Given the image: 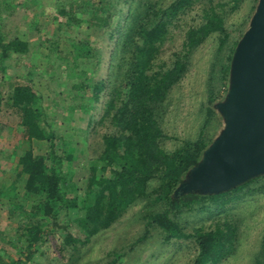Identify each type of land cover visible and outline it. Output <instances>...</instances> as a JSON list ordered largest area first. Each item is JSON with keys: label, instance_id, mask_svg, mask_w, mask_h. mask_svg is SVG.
I'll list each match as a JSON object with an SVG mask.
<instances>
[{"label": "trees", "instance_id": "trees-1", "mask_svg": "<svg viewBox=\"0 0 264 264\" xmlns=\"http://www.w3.org/2000/svg\"><path fill=\"white\" fill-rule=\"evenodd\" d=\"M10 1L0 0V14L2 7L15 8ZM195 1H57L54 20L59 21L60 31L79 32L87 28L99 32L96 39L72 38V57L61 52L55 40L47 45L45 58L50 65H56L70 82L74 80L65 91L74 92L66 109L79 137L76 140H66L53 130L48 110L42 105L43 97L35 80L44 75L39 76L38 62L29 58L39 51V41L33 43L19 35L6 40L0 30V114L8 110L14 112L24 129L30 148L19 156L20 174L26 177V198H38L27 210L24 205H12L15 194L0 192V198L9 203V213L24 219L22 228L26 242L16 259L1 260L0 264H32L37 253L56 233L62 241L56 245L60 256L65 259V252L69 250L68 264L77 263L79 245L109 229L136 201L148 198L153 181L159 182V189L152 203L164 202L166 208L147 215V226L160 231L162 243L193 241L196 254L191 264H218L232 254L239 236L232 214L216 219L207 228L193 227L191 232L176 217L183 213H205L214 219L216 212L220 209L223 212L225 205L237 198L233 193L259 182L260 178L220 193L200 195L197 191H180L174 195L173 189L199 164L206 144L200 133L196 140L186 141L176 150L167 151L162 146L167 139L162 115L168 109L173 88L187 71L190 56L215 33L220 37V49L229 37L225 14L212 6L203 8L201 20L186 28L180 47L167 59H158L173 30L192 12ZM23 3L22 0L19 4ZM15 64L27 67L26 72L19 73L13 67ZM106 65L110 69L107 75L104 74ZM228 67L223 69L227 71ZM10 69L13 70L11 79H22V83L6 82L5 75ZM103 97L106 100L96 120ZM1 126L2 123L0 130ZM102 130L101 147L87 157L89 176L80 198L72 182L71 165L77 159V148L83 145L84 150L78 152L84 153L89 135ZM45 143L44 153L35 155V147ZM11 189L14 192L13 186ZM261 189L264 190V183ZM249 191L254 192V189ZM148 235L149 232H145L134 246ZM126 255V252L112 251L108 253L106 264H121Z\"/></svg>", "mask_w": 264, "mask_h": 264}, {"label": "rangeland", "instance_id": "rangeland-1", "mask_svg": "<svg viewBox=\"0 0 264 264\" xmlns=\"http://www.w3.org/2000/svg\"><path fill=\"white\" fill-rule=\"evenodd\" d=\"M17 1L19 0H11L9 3L15 4V8L6 10L2 7L0 30L6 40L19 35L23 38L28 37L33 43L39 41V51L29 58H37L39 76L44 75V78L35 80L39 94L43 97L42 105L48 110L52 128L59 136L65 137L66 140L79 139L72 128L74 124L69 119L66 109L74 92L67 93L65 89L74 80L70 82L56 65H50L45 55L48 53L47 45L50 46L49 42L55 40L59 50L68 57H72L73 49L70 46L72 38L75 40L86 37L96 39L99 37V32L87 28H82L78 30L79 32L60 31L57 24L59 21L54 20L57 15L58 0H23V4H18ZM259 2L260 0H196L192 12L187 14L180 27L173 30L171 38L163 45L158 54V59L161 60L167 59L172 51L180 47L188 25L201 20V9L212 6L216 11L225 14V28L229 37L222 49L219 47V34L209 36L194 50L184 77L171 92L168 109L162 115V127L167 134V139L163 141L162 146L167 151L176 150L184 142L196 140L199 134L203 133L206 148L202 152L201 161L206 150L225 130L226 119L221 112V106L225 105L229 99L232 85L230 67L237 45L250 28ZM234 43L237 45L235 46ZM12 62L10 61L11 65ZM227 66L229 70L225 71L223 67ZM13 67L22 75L27 70V67L23 68L20 64H15ZM109 70V65H106L104 74L107 75ZM9 72H7L6 82L22 83V79H10L9 75L13 70L10 69ZM51 76L54 77L51 78ZM61 83L64 86H60ZM105 100L106 97H103L99 103L96 120L102 112ZM0 123L3 124L1 126L3 129L0 130V192L15 194L16 199L11 200L12 205H24L27 210H30L32 203H35L38 198L36 196L26 198L24 190L26 177L20 174L21 167L18 163L22 152L30 148L29 142L24 138V129L20 126L19 118L14 112L2 111ZM96 128L98 129L99 126ZM103 133L102 130L89 135V144L84 153L78 152L79 149L84 148L83 145L77 148L75 154L77 159L71 165L73 170L71 178L80 198L86 190L89 176L87 157L99 150L100 136ZM45 146L46 143L42 147H35L34 154L42 155ZM189 173L173 189L174 195L180 192L182 184L188 181ZM256 178H260V181L233 193L237 198L225 205L223 212L221 209L216 212L214 219L209 218L210 216L205 213H183L176 217L178 222L191 232L193 227L207 228L216 219L232 214L238 227L239 236L236 239L238 242L232 254L218 264H264V190L261 189L264 174L253 179ZM12 186L14 192H12ZM158 189L159 182L153 181L148 190L150 194L148 198L136 201L109 229L99 233L91 241L79 245L80 259L75 264H106L109 261L108 253L112 251L127 253L126 257L123 256L121 264H191L196 254L193 241L173 240L170 243H162L163 236L160 231L147 226V215L151 212H161L166 208L164 202L152 203ZM252 189L254 192L249 191ZM199 194L205 193L199 192ZM9 209L8 201L0 198V261L5 262L16 259L26 245L24 228H22L25 221L20 215L10 214ZM147 231L149 237L141 244L134 246L136 240ZM61 242V237L56 233L50 242L41 248V252L37 253L32 264H68L71 252L66 251L64 259L56 248V245H60Z\"/></svg>", "mask_w": 264, "mask_h": 264}, {"label": "water", "instance_id": "water-1", "mask_svg": "<svg viewBox=\"0 0 264 264\" xmlns=\"http://www.w3.org/2000/svg\"><path fill=\"white\" fill-rule=\"evenodd\" d=\"M232 85L221 106L226 127L180 187L182 193H220L264 174V0L237 45Z\"/></svg>", "mask_w": 264, "mask_h": 264}, {"label": "crops", "instance_id": "crops-1", "mask_svg": "<svg viewBox=\"0 0 264 264\" xmlns=\"http://www.w3.org/2000/svg\"><path fill=\"white\" fill-rule=\"evenodd\" d=\"M17 3L19 4V3H20V0L17 1ZM36 59H37V58L33 59L34 63L36 62ZM9 74H10V72H9ZM7 75H8V74H6L5 77H6ZM9 76L11 77V75H9ZM10 79H11V78H10Z\"/></svg>", "mask_w": 264, "mask_h": 264}]
</instances>
